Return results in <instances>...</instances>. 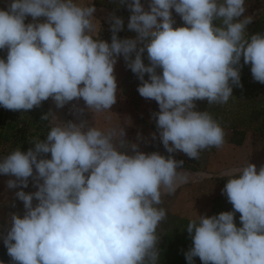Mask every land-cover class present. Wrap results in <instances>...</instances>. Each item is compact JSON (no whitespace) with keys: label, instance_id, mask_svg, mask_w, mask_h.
<instances>
[{"label":"clouds","instance_id":"clouds-1","mask_svg":"<svg viewBox=\"0 0 264 264\" xmlns=\"http://www.w3.org/2000/svg\"><path fill=\"white\" fill-rule=\"evenodd\" d=\"M118 5L130 11L127 28L136 36L118 37L124 20L113 12L110 43L94 38V4L10 0L0 9V50L7 52L0 58V106L27 112L49 98L57 108L82 99L91 112L109 111L122 56L141 81L140 96L158 104L153 117L170 154L140 151L125 128L68 121L43 140L33 137L26 152L18 147L0 159V175L12 177L7 188L21 189L14 196L24 206L22 216L10 214L3 237L12 264H159L162 190L173 194L188 182V173L177 171L184 161L171 154L198 160L225 142L223 128L208 111L195 110L196 101L227 103L232 86L242 87L241 58L264 84V33L248 35L253 18L244 16L245 0H149L147 10L141 0ZM173 10L183 26L174 27ZM29 178L34 192L23 190ZM221 191L233 211L188 222V264L196 257L202 264H264V166L247 163Z\"/></svg>","mask_w":264,"mask_h":264},{"label":"rangeland","instance_id":"rangeland-1","mask_svg":"<svg viewBox=\"0 0 264 264\" xmlns=\"http://www.w3.org/2000/svg\"><path fill=\"white\" fill-rule=\"evenodd\" d=\"M143 1L145 0H141V2ZM9 3L10 0H0L1 9H6ZM90 4L91 0H85L84 6H89ZM93 4L96 7L94 17L102 18L104 13L107 17L108 13L114 12L117 16L123 18L124 28L120 31L123 33V36L117 34L119 38H135L136 33L127 28L131 13L126 5L119 6L118 0H94ZM245 7L244 16H251L253 18L252 22H254L262 10H264V0H245ZM98 8L102 10L100 11ZM174 16H176L174 25L178 21H181V26H183L181 17L173 10ZM26 23H28L27 19ZM111 35L110 23L107 20V22L101 24V32L96 39H103L110 43ZM5 57L6 55L0 51V58ZM118 60L121 62L116 63L114 69L116 72H120L121 81L120 85L117 86V102L109 111L100 113L91 112L85 108V103L82 99L73 100L63 108H57L52 99L49 98L47 100V110L52 114L49 116L48 125L51 128L62 122L72 121L80 123L81 121H87L86 127H95L101 131H106L113 127L125 128L126 140L130 143L138 144L140 151L145 153L159 152L167 157L170 154L167 153L160 138L158 140L153 139V133H155L153 126L156 125L153 113L159 111L157 102L140 96L137 89L141 81L126 66V62L122 56ZM240 76L243 77L241 78L242 82L244 79L246 82L250 80L254 81L251 71L248 74L240 71ZM145 79H148V74H145ZM255 90L259 91V93L264 92L262 88L234 87L232 97L225 104L209 105L207 100L196 101L195 110L208 111L209 113L213 110L214 113L211 116L223 128L225 142L220 148L211 147L202 150L198 160L191 159L182 152L173 153L187 161V166L179 168L177 171L187 172L188 182L186 184H178L173 194H167L162 190V203L158 207L165 209L166 218L157 227L156 234L160 238L158 245L162 241L163 236L169 234L177 225V222L171 219L172 215L177 218L192 220V218H186L180 214L177 215L170 212V203L181 205L180 210L182 212H179L181 214H183V208L188 211L191 208L200 207L204 214L211 216V211L215 204L218 207L220 206V208L222 205L231 204L228 202L226 195H223L221 191L227 183L228 178L236 174L247 163L255 164L257 169L264 166V126L260 127L264 123V114L258 111L251 113L253 108L258 109L260 106L258 104H251L248 98ZM260 99H262L260 100V104H264V94L261 95ZM80 109H83L82 114L80 113ZM5 110L0 106V122L3 119L7 120L9 118L5 114ZM37 112L36 109H32L31 112L29 110L27 112L23 110L13 111L12 119L17 122L19 129L25 125V129L28 131L27 134H30L34 131V127L30 123L35 122V114ZM230 127H234L235 131L233 132V129ZM233 140H239L240 143L231 142ZM153 143L155 148L152 147ZM7 149L8 144L0 143V159L8 155ZM46 158H51L50 153L46 154ZM11 178L6 175H0L1 203L4 206H9L10 200L12 202L16 200V204L19 205L23 204L22 201L14 196V193L21 189L7 188L6 181ZM23 190L25 192L37 190L33 187L31 178H29V186ZM33 203L35 204L36 201L34 200ZM178 228L181 229V225ZM4 232L5 228L1 233ZM194 264H202V262L196 257Z\"/></svg>","mask_w":264,"mask_h":264},{"label":"trees","instance_id":"trees-1","mask_svg":"<svg viewBox=\"0 0 264 264\" xmlns=\"http://www.w3.org/2000/svg\"><path fill=\"white\" fill-rule=\"evenodd\" d=\"M178 26H181V21H178L176 25H174V27H178ZM246 31L249 36L256 33H264V10H262L260 15L254 22L247 25ZM118 35L123 36V33L119 32ZM0 51L3 52L5 55H7L6 50H0ZM143 60L145 65L149 64L146 51L143 54ZM241 65H242L241 71L248 74L250 72L251 65L243 64V58H241ZM157 71L159 72L160 70L158 69ZM241 84L242 86L251 87L252 89H254L255 87L256 89L258 88L264 89V84H261L256 81L250 80L246 82L244 79L243 82L241 81ZM232 87L234 88L237 86L233 85ZM262 94H264V92L259 93V91L255 90L254 93L248 97L251 104L253 105L258 104L260 106L258 107V109L253 108L251 110V113L258 111L259 113L264 114V104H260V100H262L260 99V97ZM34 109H36L38 112L35 114V122L30 123L34 127V131L30 134H27L28 131L27 129H25L26 128L25 125L21 129L17 127V122L12 119L13 111L5 110V114L8 115L9 118L7 120L3 119L0 122V143L8 144V149H7L8 154H10L13 150H15L18 147L20 148L21 151L24 152H26L29 148H33L34 144L31 142V139L33 137H39L42 140L46 138V135L50 131V126L48 125L49 119L42 120L41 118L45 114L49 113L47 110V101L42 102L40 107ZM31 111L32 110H29V112ZM213 113H214L213 110H211L210 115H212ZM0 116H1V111H0ZM262 126H264V123L260 125V127ZM230 128L233 129L232 130L233 132L235 131L234 127H230ZM153 130L155 133L158 132L156 125L153 126ZM155 139L158 140V137H156ZM231 142L236 144L240 143L239 140H235V141L233 140ZM152 147L155 148L154 143ZM172 155L176 160L184 161L183 167L187 166V161H185L178 155H174V154ZM224 211H233L232 205L231 204L222 205L220 208V206L218 207V205L216 206L215 204L214 207L212 208L211 216L217 215ZM239 216L240 214L238 212H236L234 215V222L238 227L242 226L239 220ZM171 219L177 222V225L171 230L169 234L163 236L162 241L158 245L159 264H188L185 257V253L192 247V238L187 232V224L190 220L177 218L173 215L171 216ZM180 225H181V229L178 228ZM6 232L7 230L4 232L3 237L4 235H6ZM156 233H157V229H156ZM3 237L0 243V262H8L11 261V258L7 254V249L4 245Z\"/></svg>","mask_w":264,"mask_h":264},{"label":"crops","instance_id":"crops-1","mask_svg":"<svg viewBox=\"0 0 264 264\" xmlns=\"http://www.w3.org/2000/svg\"><path fill=\"white\" fill-rule=\"evenodd\" d=\"M93 1L94 0H91V4L90 5L93 4ZM75 2L80 4L81 6L85 5V0H75ZM148 2H149V0H145V1L141 2L145 6L146 10H147V7H148ZM0 9H1V5H0ZM98 10L101 11L102 9L98 8ZM108 14H110V13H108ZM108 16L109 15H107V17ZM107 17H106V15L104 13L102 18L101 17H99V18L94 17L93 18V23L96 25V32L94 33V38H96V37H98L100 35L101 24L107 22V20H108ZM173 18L176 21V16H174ZM27 22L28 23L31 22V17L27 18ZM118 62L120 63L121 61L117 60V63ZM119 74H120V72H116V70L114 69V75H115L116 80H117V86L120 85V81H121V74H120V76H119ZM85 108H86V106H85ZM156 136L159 138L158 132L156 133ZM1 197L2 196H1V191H0V227H1L2 231L4 230V228H5V231H6L8 229V227H9L10 214L19 213L20 215H22L23 211H24V206H23L22 203L20 205L16 204V200H14L13 202L10 200L9 206H4L1 203ZM13 203L16 204V207L12 206ZM180 207H181V205H176L174 203H170L169 211L172 212L173 214H177V215L180 214L181 216H185L186 218H192V219H196L198 217V215H206V214L203 213V211H201L200 207L191 208L188 211L183 208V214H181V213H179V212H182V210H180ZM3 234L4 233H0V237H1L0 238V243H1V240H2V237H3ZM3 263L4 264H8V263L12 264V261L3 262Z\"/></svg>","mask_w":264,"mask_h":264},{"label":"built area","instance_id":"built-area-1","mask_svg":"<svg viewBox=\"0 0 264 264\" xmlns=\"http://www.w3.org/2000/svg\"><path fill=\"white\" fill-rule=\"evenodd\" d=\"M29 18V17H28ZM40 20L41 21H43L44 20V18H40ZM2 232V229H1V227H0V233Z\"/></svg>","mask_w":264,"mask_h":264}]
</instances>
